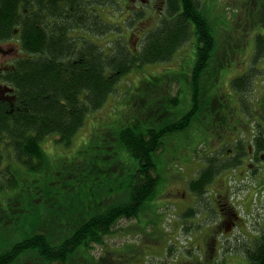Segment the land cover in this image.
Returning a JSON list of instances; mask_svg holds the SVG:
<instances>
[{"label":"trees","instance_id":"trees-1","mask_svg":"<svg viewBox=\"0 0 264 264\" xmlns=\"http://www.w3.org/2000/svg\"><path fill=\"white\" fill-rule=\"evenodd\" d=\"M139 1L144 3L136 5ZM97 2L102 6L110 1L0 0V44L15 40L19 46L17 57L6 63L0 58V87L13 88L15 95L12 103L0 101V196L16 187V183H10L12 173L5 165L9 157L18 159L29 172L48 173L52 161L43 147L45 141L53 139L70 152L69 148L84 136L80 134L91 122L87 121L89 114L95 115L112 94L117 97L125 75L146 64L176 65L189 41L192 47L196 46L192 106L170 121L165 118L158 121V112L152 113L147 121L137 114L116 133L119 151L112 154L122 157L123 175L119 198L99 190L105 200L94 201L88 207L84 205L86 200L80 198L81 183L85 181L83 186H87V179L76 180L78 177L66 176L64 172V179L48 181L46 188L64 187L68 195L73 192L74 203H57L62 211L56 217L51 213L35 219L36 223L28 227L32 230H25L22 239L15 240V235L0 239V264H124L126 258L130 261L136 252L130 244L123 245L122 250L107 248L99 257L92 250L96 245H105V238L118 230L120 221L139 217L155 197L161 178L157 156L166 148L168 139L187 131L199 113H212L215 120L224 118L217 98L204 90L201 82L216 59L233 56L234 48L241 42L229 46L236 43L235 36L226 20L221 25L215 22L211 0H130L122 22L128 26L132 47L124 39L125 33L114 32L118 27L103 19ZM248 3L244 6L251 14L252 5ZM153 6L152 14L149 8ZM241 11L237 7L234 17L241 15ZM140 28L145 31L137 30ZM241 41L243 45L239 48H245L244 39ZM255 42V58H264V35L257 34ZM221 43L222 56L218 54ZM248 82L237 84V89L250 91ZM180 91L177 90L174 102H180ZM145 106L141 103V107ZM147 122L150 125L146 126ZM155 123L158 125H152ZM253 139L256 144L251 145L253 152L263 160L264 126ZM126 157L131 161L128 169L123 161ZM216 158H209L208 165L189 182L191 190L201 199L215 175L229 166L228 163L216 166ZM98 183L95 178L90 185L98 187ZM43 190L44 193L37 190L34 202H41L40 198L49 193ZM47 200L50 203L52 196ZM91 209L92 214L86 217V210ZM234 210L236 207L223 213L230 215ZM245 254L248 264H264V230Z\"/></svg>","mask_w":264,"mask_h":264},{"label":"rangeland","instance_id":"rangeland-1","mask_svg":"<svg viewBox=\"0 0 264 264\" xmlns=\"http://www.w3.org/2000/svg\"><path fill=\"white\" fill-rule=\"evenodd\" d=\"M109 1L102 6L97 2V9L104 20L118 27L114 32L121 30L126 34L124 39L132 47L128 26L122 22L128 14L126 4L130 0ZM248 2L252 5L251 14L244 6L249 5ZM237 7L242 10L241 15L234 17ZM153 8H149L152 14ZM211 12L216 23L221 25L225 20L229 23L236 42H231L230 47L238 42H241L239 46L243 45L241 38L245 41V48L235 47L233 56L220 60L214 57L216 62L201 82L204 90L217 98L224 118L215 120L212 113H199L187 131L168 139L166 148L157 156V172L161 178L155 197L139 217L120 221L118 230L105 238V245L93 248L96 257L107 252V248L122 250L123 245L130 244L136 252L130 261L120 257L124 264H248L245 249L253 245L264 230V159L247 152L250 145L255 147L253 136L259 135L261 125L264 126V58H255V37L260 33L264 35V0H211ZM145 27L148 29L150 25ZM140 29L137 30L144 31ZM17 45L13 40L2 43L1 48L8 50ZM191 45L189 41L183 47L176 65L146 64L125 75L117 97L112 94L95 115L94 112L89 114L87 121L91 122L85 125L80 134L84 136L76 140L70 152L53 139L45 141L43 147L52 161L48 173L29 172L16 158L6 160L5 165L12 173L10 183H16V187L0 196V239L8 235H15V240L22 239L25 230H32L28 227L36 223L35 219L51 213L56 217L62 211L58 204L74 203L75 194H66L64 187L46 188L48 181L64 179V172L66 176L78 177L76 180H88L85 187V181L81 183L80 197L86 200L84 205L88 207L94 205V201L103 202V192L119 198L122 157L112 154L119 151L115 135L137 114L147 121L152 113L158 112V121L163 118L170 121L191 108L196 57V46ZM221 45L220 56L224 54V44ZM0 58L11 60L5 56ZM246 81H249L250 91L238 90L237 84ZM178 89L181 91L177 103L173 99ZM141 103L146 106L141 107ZM211 157H217L216 166L222 163L229 166L215 175L201 199L187 186L208 165ZM123 161L128 169L131 161L128 162L127 157ZM95 178L98 187L90 185ZM38 189L49 193L40 198L41 202H34ZM51 196L54 206L47 200ZM233 207L236 210L230 215L223 213ZM91 214L92 209L86 210L84 215ZM224 217L227 221L222 220ZM110 256L112 258L113 253ZM109 261L112 263L113 259Z\"/></svg>","mask_w":264,"mask_h":264},{"label":"flooded vegetation","instance_id":"flooded-vegetation-1","mask_svg":"<svg viewBox=\"0 0 264 264\" xmlns=\"http://www.w3.org/2000/svg\"><path fill=\"white\" fill-rule=\"evenodd\" d=\"M16 50H17L16 47H11L8 50H2V48L0 47V54H1L0 56L10 57L12 59L17 54ZM7 61H9V60H3L2 59L3 63H6ZM13 94H14V92L11 93V92L7 91V86L6 85L0 87V101L4 100V101H8V102L12 103L14 101ZM250 150H252L251 147H250ZM186 191L187 190L185 188L184 189V194L186 193ZM226 218L224 217V219L222 218V220H224V221L226 220L227 221Z\"/></svg>","mask_w":264,"mask_h":264},{"label":"bare ground","instance_id":"bare-ground-1","mask_svg":"<svg viewBox=\"0 0 264 264\" xmlns=\"http://www.w3.org/2000/svg\"><path fill=\"white\" fill-rule=\"evenodd\" d=\"M104 7V6H103ZM146 9V8H145ZM144 16V15H143ZM149 16V15H148ZM142 17V16H141ZM149 18V17H148ZM169 19V18H168ZM148 21V20H147ZM136 23V22H135ZM147 23V22H146ZM152 24V23H151ZM142 29V28H141ZM145 31V30H144ZM9 65V64H8ZM244 247V246H243ZM237 249V248H236ZM225 258H227V257H225Z\"/></svg>","mask_w":264,"mask_h":264}]
</instances>
